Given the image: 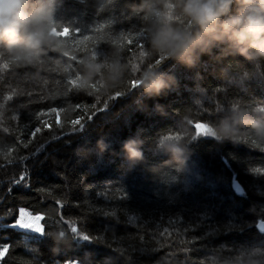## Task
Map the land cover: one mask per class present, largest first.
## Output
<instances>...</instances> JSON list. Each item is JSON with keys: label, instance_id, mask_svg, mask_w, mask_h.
Wrapping results in <instances>:
<instances>
[{"label": "trees", "instance_id": "16d2710c", "mask_svg": "<svg viewBox=\"0 0 264 264\" xmlns=\"http://www.w3.org/2000/svg\"><path fill=\"white\" fill-rule=\"evenodd\" d=\"M56 18L77 38L102 37L88 45L98 52L109 47V37L135 36L142 25L127 0H63ZM57 39L61 47L45 50L34 64L0 67V250L8 248L0 264H264V233L256 228L264 219V144L251 137L221 143L195 128L196 123L210 127L219 110L234 103L264 106V85L257 80L229 83L221 78V68L229 65L233 74H264V65L254 67L242 58L215 64L204 57L198 68L188 70L169 61L163 67L175 75L178 87L166 95L145 98L137 86L119 97L100 96L97 104L93 88L69 86L67 97L59 95L89 52L74 49L71 37ZM139 50L126 41L125 57L142 67L136 59ZM6 62L0 56V65ZM105 100L103 111L91 108H103ZM156 105L163 106V115ZM55 106L64 111L42 117L49 127L33 138L36 114ZM188 110L195 116L189 125L195 139L188 172L178 174L172 166L147 171L165 159L153 152L156 139L174 134ZM79 117L84 132L51 138L54 130L67 132L70 121ZM57 119L68 124L58 129ZM130 137L143 141L147 163L126 171L120 145ZM98 140L108 149L92 154ZM41 144L44 148L33 157ZM8 148L13 151L6 158ZM21 156L29 159L21 162ZM25 168L26 179L17 183ZM20 208L42 217V235L10 226ZM230 223L244 225L243 230H228ZM73 226L92 241L74 239ZM54 227L70 237L57 254L46 236Z\"/></svg>", "mask_w": 264, "mask_h": 264}, {"label": "clouds", "instance_id": "9594fccd", "mask_svg": "<svg viewBox=\"0 0 264 264\" xmlns=\"http://www.w3.org/2000/svg\"><path fill=\"white\" fill-rule=\"evenodd\" d=\"M62 3L63 0H0V56L6 57L9 64H34L45 50L60 48L62 41L53 28L58 24L56 12ZM80 3L87 4L89 0ZM127 7L142 17L136 33L138 43L143 41L136 57L142 67L125 57L126 41L114 37L107 49L81 58L77 74L80 88L94 86L99 96L111 97L113 93L126 92L135 80L141 96L155 98L178 87L175 75L163 67L169 61L188 70L198 68L204 57L215 64L242 58L254 67L264 65V0H127ZM230 68L231 65L221 68L223 80L243 83L255 79L264 85V74H233ZM155 109L164 114L163 106L156 105ZM219 111L220 115L207 127V135L221 143L251 137L264 144V106L234 103ZM70 118V113L66 114L65 119ZM194 118L188 110L176 122L174 134L156 139L153 152L165 159L147 171L172 166L178 174L188 172L190 143L195 139L189 125ZM107 149L106 142L98 140L92 154L99 155ZM120 153L126 171L147 163L143 141L138 137L125 139ZM46 236L53 254L70 243V237L58 227Z\"/></svg>", "mask_w": 264, "mask_h": 264}, {"label": "snow or ice", "instance_id": "6c2138e0", "mask_svg": "<svg viewBox=\"0 0 264 264\" xmlns=\"http://www.w3.org/2000/svg\"><path fill=\"white\" fill-rule=\"evenodd\" d=\"M58 27L62 28V30L58 31L57 30ZM53 31H54V34L57 37H61V36L62 37H71V43H72L74 49H76V50L83 49L86 52H98L97 50L90 49L88 47V45H89V43H93L94 44V43L99 42V40L102 39V37H100V36L90 37L88 35H82L80 38H77L76 36L72 35V33L70 32L69 27L63 26V25H60V24L55 25L54 28H53ZM96 31L99 32V29H97ZM114 37H118L121 40L127 41L128 43L135 42L138 48H140V49L143 48V45L138 43L137 36L136 35L133 36L132 33L125 34V33L122 32L119 35L114 36ZM114 37H109L108 38L109 42H111ZM64 54L65 55H69V52L66 51ZM72 59H76L74 54L72 55ZM157 62L159 63V61H157ZM8 66H9L8 62L4 63L3 65H0V67H3V68H7ZM77 82H78V76H76L74 79L69 77L68 80H67V83L64 85V90L61 93H59V95H61L63 97H67L69 91L71 90V88L69 86H71V87H79V84ZM137 86H138V82L133 80V81H131V88H129L127 91H131L132 89H135ZM93 88H94V86H93ZM90 94H93V93H90ZM124 94L125 93L117 92L115 94V96L119 97V96H122ZM111 98L112 97H110V99ZM11 99H12L11 96L6 97V100H11ZM52 99H56V97L53 96ZM96 101H97V104L100 103L101 97L99 95L96 96ZM97 104L91 105V108L95 109L97 112L103 111L104 109H106L108 107V101L107 100H105L103 102V108H97ZM0 107H2V105H0ZM69 107L71 108L72 106L69 105ZM63 111H64V108L62 106H55V107H49L47 112L41 111V112L37 113L36 114V120L38 121V124L36 125L34 131L31 132V136L34 138V137L37 136L38 133H41L43 129L49 127L48 120L43 119L42 117L48 116L49 113H56L57 117H58L59 114L61 112H63ZM93 115H95V112H93ZM82 119H83V117L72 119L70 121V125L71 126H70V128H68L67 132L61 131L59 134H57L56 131L54 130L51 133V138L53 140H60V137L62 135H68L69 132H71V133L84 132L86 126H85V123L81 122ZM88 119L91 120L92 116H88ZM67 124H68L67 121H65L64 123H61L60 120L57 119L56 128L63 129V128H65V126ZM195 128L198 131H200V132H204V133L207 132V127L204 124L196 123L195 124ZM31 142H32L31 140H28L27 143L23 144V147L27 148L28 145ZM43 148H44V145L41 144L40 147H38L35 152L31 153V155L33 157H35L36 153L40 152ZM12 151H13L12 148H8L6 150V152H5V157L7 158V156H9L12 153ZM19 159H20L21 162H23V161H27L29 159V157L28 156H21V157H19ZM41 162L42 161H38V160L33 161V163H36V164L41 163ZM27 171H28V169L25 168V170H24L25 174L20 176V179H19V181H17V183H20V181H24L26 179ZM253 171L260 172L261 169H254ZM233 187H236L235 182H233ZM236 190L240 191L239 188H236ZM9 214H11V213H9ZM26 216L30 217L31 213L26 212L24 208H20L19 209V218L16 219L14 221V223L11 224L10 226L12 228H19V229H23V230H28V231H30L33 234H37V233L43 234L44 233V228L39 223V221L42 220V217L37 215L34 218L26 220L25 219ZM209 216H210L209 212L206 211L205 212V220H207L209 218ZM243 227H244V225H242L240 223H230V224L227 225L228 230H239V231H242ZM257 227H258V229L261 232H264V219L261 220V222L257 225ZM71 232L74 234L73 238L77 239V240L91 242L92 239H93L90 235H87V234H84L81 231H78L75 226L71 227ZM7 251H8V248L6 246L2 250H0V259H2L5 256ZM70 264H71V262H70Z\"/></svg>", "mask_w": 264, "mask_h": 264}, {"label": "rangeland", "instance_id": "374dc122", "mask_svg": "<svg viewBox=\"0 0 264 264\" xmlns=\"http://www.w3.org/2000/svg\"><path fill=\"white\" fill-rule=\"evenodd\" d=\"M25 211H26V212H28V213H31V212H29V211H28V210H26V209H25ZM35 216H37V215H34V214H32V213H31V216H30V217H29V216H26V217H25V219H26V220H28V219L34 218ZM18 218H19V211H18ZM18 218H17V219H18ZM39 223H40V224H41V226L43 227V225H42V220H41V221H39ZM16 229H18V230H21V231H26V232H29V233H31V232H30V231H28V230H23V229H19V228H16ZM36 235H42V234H39V233H37Z\"/></svg>", "mask_w": 264, "mask_h": 264}, {"label": "water", "instance_id": "95a60500", "mask_svg": "<svg viewBox=\"0 0 264 264\" xmlns=\"http://www.w3.org/2000/svg\"><path fill=\"white\" fill-rule=\"evenodd\" d=\"M260 222H261V221H259L258 224H259ZM258 224H257V225H258ZM256 228H257V230H258L259 232H261V231L258 229V227H256ZM263 233H264V232H263Z\"/></svg>", "mask_w": 264, "mask_h": 264}]
</instances>
